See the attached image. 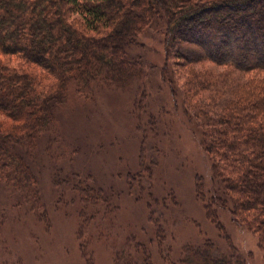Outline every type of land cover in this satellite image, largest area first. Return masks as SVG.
I'll return each instance as SVG.
<instances>
[{
    "label": "rangeland",
    "instance_id": "obj_1",
    "mask_svg": "<svg viewBox=\"0 0 264 264\" xmlns=\"http://www.w3.org/2000/svg\"><path fill=\"white\" fill-rule=\"evenodd\" d=\"M162 18L128 46L144 62L140 85L72 91L57 143L43 140L36 152L43 209L0 184V264H115L126 252L149 255L153 264H187L190 249L264 264L259 233L234 219L233 203L213 179L203 143L208 123L193 109L221 110L247 76L205 62L194 71L210 81L189 86L188 68L166 63ZM85 188L104 196L85 201Z\"/></svg>",
    "mask_w": 264,
    "mask_h": 264
},
{
    "label": "trees",
    "instance_id": "obj_2",
    "mask_svg": "<svg viewBox=\"0 0 264 264\" xmlns=\"http://www.w3.org/2000/svg\"><path fill=\"white\" fill-rule=\"evenodd\" d=\"M158 18L167 24L166 63L187 67L189 86L210 81L194 71L205 62L247 76L221 110L193 109L210 126L203 143L221 196L264 246V0H0V184L43 209L35 165L41 141L57 143L59 113L73 90L81 96L94 85L142 83L144 62L130 57L128 46ZM199 189L203 196L202 184ZM94 192L80 195L104 196ZM199 254L187 250L183 262L246 264L235 254ZM141 260L126 252L115 264H153L149 255Z\"/></svg>",
    "mask_w": 264,
    "mask_h": 264
}]
</instances>
